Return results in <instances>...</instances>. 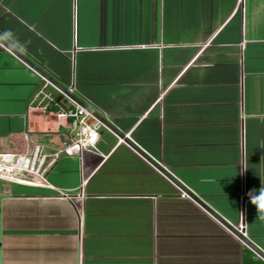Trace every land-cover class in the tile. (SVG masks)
<instances>
[{
    "label": "crops",
    "instance_id": "0c3cea01",
    "mask_svg": "<svg viewBox=\"0 0 264 264\" xmlns=\"http://www.w3.org/2000/svg\"><path fill=\"white\" fill-rule=\"evenodd\" d=\"M24 61L113 134L47 174L79 204L0 181V264H264V0H0V154L67 133Z\"/></svg>",
    "mask_w": 264,
    "mask_h": 264
},
{
    "label": "built area",
    "instance_id": "2783aa9c",
    "mask_svg": "<svg viewBox=\"0 0 264 264\" xmlns=\"http://www.w3.org/2000/svg\"><path fill=\"white\" fill-rule=\"evenodd\" d=\"M42 86L34 95L38 106L46 113L55 115L67 123V133L58 148H48L40 143H31L23 153L0 154V181L26 187L45 189L71 202L79 204L82 193L69 195L54 188L47 180V174L61 157H77L80 162L81 184L83 179V157L86 153L96 154V144L101 129L113 132L86 107L71 96L72 90L61 91L42 78ZM52 89L56 95L48 92ZM26 137V136H25ZM181 198L191 199L179 190ZM232 235L243 242L244 227L239 225ZM244 243V242H243ZM245 244V243H244ZM255 256H257L254 253ZM258 257V256H257Z\"/></svg>",
    "mask_w": 264,
    "mask_h": 264
},
{
    "label": "water",
    "instance_id": "95a60500",
    "mask_svg": "<svg viewBox=\"0 0 264 264\" xmlns=\"http://www.w3.org/2000/svg\"><path fill=\"white\" fill-rule=\"evenodd\" d=\"M5 46V45H4ZM6 47V46H5ZM8 48V47H6ZM26 62L30 67H32L35 71H37L46 81H48L50 84H52L53 86L57 87L60 89V87H58L53 81H51L49 78H47L46 76H44L42 73H40L37 69H35L30 63ZM61 91L65 92L63 89H60ZM103 122V121H102ZM136 150V149H135ZM143 156V155H142ZM245 245L252 251L254 252L261 260L264 261V255H262L259 251H257L252 245H250L249 243L245 242Z\"/></svg>",
    "mask_w": 264,
    "mask_h": 264
},
{
    "label": "clouds",
    "instance_id": "9594fccd",
    "mask_svg": "<svg viewBox=\"0 0 264 264\" xmlns=\"http://www.w3.org/2000/svg\"><path fill=\"white\" fill-rule=\"evenodd\" d=\"M251 203L256 206L257 209L264 210V189L260 190L257 197L251 199ZM261 219H264V215H261Z\"/></svg>",
    "mask_w": 264,
    "mask_h": 264
},
{
    "label": "rangeland",
    "instance_id": "374dc122",
    "mask_svg": "<svg viewBox=\"0 0 264 264\" xmlns=\"http://www.w3.org/2000/svg\"><path fill=\"white\" fill-rule=\"evenodd\" d=\"M1 186H2V188L9 189V188H8L9 186L3 185V184H1Z\"/></svg>",
    "mask_w": 264,
    "mask_h": 264
}]
</instances>
